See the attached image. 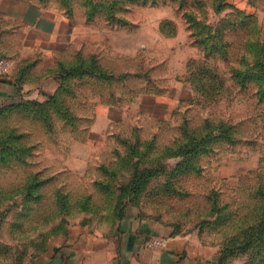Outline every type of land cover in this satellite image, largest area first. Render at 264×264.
I'll return each mask as SVG.
<instances>
[{
    "label": "rangeland",
    "instance_id": "obj_1",
    "mask_svg": "<svg viewBox=\"0 0 264 264\" xmlns=\"http://www.w3.org/2000/svg\"><path fill=\"white\" fill-rule=\"evenodd\" d=\"M219 1L223 7L220 12L208 5L213 30L226 18H235L236 9L254 13L264 24V0ZM41 8L60 13V51L48 59L50 66L58 61L76 66L83 58L84 64H93L95 70L102 69L108 75L67 81L73 91L67 95L68 102L78 115L76 127L60 120L48 133L20 110L0 119L1 131H26L25 142L34 144V150L26 155L29 146L16 138L11 150L17 153V160L0 170V264H29L55 249L74 222L84 224L90 213L79 212L78 200L94 191L90 184L99 176V166L114 157L113 150L123 146L122 137L131 135L134 127H139L142 138L156 136L163 146L180 136L184 120L198 127L207 117L215 123L225 120L233 124L240 141L220 145L202 157L203 173L184 183L189 194H163L158 197L163 198L161 203L145 202L143 210L171 232L198 235L216 250L218 264L226 243L224 233L234 230L237 218L216 226L213 222L207 225L206 219L226 213L225 204H229L228 209H237L249 188L264 180V102L255 99L253 87L243 89L231 80L229 93L219 100L195 93L187 79L188 62L203 57L197 40L208 35L194 34L196 25L187 22L170 0L132 4L122 14L128 23L121 24L110 22L100 12H86L80 2L70 15L58 0H0V57H4L0 59L15 64L14 68L13 57L26 50L24 38L45 39L48 31L55 29L50 14V19L40 18ZM24 18L35 20V25L27 27ZM167 20L175 26H165ZM262 33L264 36V28ZM228 37L233 40V53L239 52L244 33H229ZM218 62L226 68L222 60ZM106 112L121 122L112 125L111 134L91 133L96 116ZM216 188L219 203L224 205L214 214L207 193ZM61 194L73 206L70 213L60 210ZM64 216L66 229H60ZM228 264H264V260L247 254L231 258Z\"/></svg>",
    "mask_w": 264,
    "mask_h": 264
},
{
    "label": "trees",
    "instance_id": "obj_2",
    "mask_svg": "<svg viewBox=\"0 0 264 264\" xmlns=\"http://www.w3.org/2000/svg\"><path fill=\"white\" fill-rule=\"evenodd\" d=\"M47 1V0H44ZM70 15L74 12L76 3H82L86 12L102 13L112 23H128L122 14L129 6L138 2H153L159 0H58ZM168 1V0H166ZM175 2L178 12L187 22L194 23L196 35H208L199 38L203 57L191 58L187 67V79L196 94L202 95L212 101L225 97L233 83L243 89L253 87L256 100L264 102V24L260 23L254 13H243L236 9L235 18H226L213 30L208 17V5L218 12L222 11L219 0H170ZM211 3V4H210ZM102 7L103 10H100ZM99 9V10H98ZM165 26H175L172 20L164 21ZM163 24V25H164ZM241 34V47L239 52L233 53V40L228 34ZM220 37V38H219ZM237 58L233 60L231 56ZM4 58V57H0ZM216 60L214 62L213 60ZM218 60L226 64L222 69ZM86 60L80 58L76 64L58 61L50 69L55 73L60 86L57 92L48 99H16L0 107V119L13 110H20L44 127L46 132H53L60 120L65 124L76 127L77 114L68 102V94L73 92L67 81L81 78L85 75L107 77V72L96 69L93 64H84ZM36 65L35 60H23L13 69L16 83L32 80L31 71ZM231 80V82H230ZM262 135L264 139V114L261 119ZM180 136L171 143L159 145L156 136L142 138L139 127H134L129 136L122 137V147L113 150V158L99 166V176L93 179L94 191L81 196L78 202L82 209L90 213L84 224L93 222L94 215L100 216L99 221L106 225H113L122 219L130 205L139 204L142 199L147 203H161L163 194L187 195L190 189L185 182L189 177L203 173L202 157L207 156L224 144H237L240 138L236 137L235 126L225 120L207 117L198 127H192L187 120L180 125ZM25 132H17L15 128L7 131L0 130V170L11 165L17 160V153L11 148L16 138L25 142ZM13 141V142H12ZM28 145V143H27ZM25 154L34 150L30 141ZM23 154V153H21ZM262 173H258L260 176ZM154 182L156 185L152 188ZM31 185V184H30ZM214 214L220 213L224 204H220L218 188L207 193ZM63 201V202H62ZM60 210L68 211L73 206L69 205L66 195L60 196ZM225 204L226 213L215 219H206V224L233 223L231 219L237 218L232 224L234 230L226 234V243L221 250L218 264H228L231 258L252 254L264 260V180L261 179L254 188H249L248 193L238 202L237 209L231 210ZM77 208H75L76 210ZM74 212V211H73ZM68 213H70L68 211ZM66 213V214H68ZM73 214V213H72ZM212 214V213H211ZM69 215V214H68ZM93 215V216H92ZM66 216L60 219V229H66ZM65 232V231H64ZM234 235L229 236L230 233ZM173 233H179L174 231Z\"/></svg>",
    "mask_w": 264,
    "mask_h": 264
},
{
    "label": "crops",
    "instance_id": "obj_3",
    "mask_svg": "<svg viewBox=\"0 0 264 264\" xmlns=\"http://www.w3.org/2000/svg\"><path fill=\"white\" fill-rule=\"evenodd\" d=\"M40 18H49L55 29L48 31V38H24L26 50L13 57L16 64L35 60L32 80L16 83L12 66L9 75H0V107L16 99L44 101L59 89L60 83L51 71L48 59L60 51V13L39 9ZM24 18L27 27L33 21ZM35 22V20H34ZM33 22V23H34ZM111 108L115 105L111 104ZM122 120V119H121ZM120 119L105 113L96 116L90 132L111 134L109 129ZM100 123V124H99ZM104 123V127H102ZM144 200L130 205L122 219L113 225L94 220L88 224L74 222L67 237H62L55 249L43 254L29 264H215L216 250L206 245L193 233H173L158 219L150 218L144 209ZM156 238H166L163 248L151 245Z\"/></svg>",
    "mask_w": 264,
    "mask_h": 264
},
{
    "label": "built area",
    "instance_id": "obj_4",
    "mask_svg": "<svg viewBox=\"0 0 264 264\" xmlns=\"http://www.w3.org/2000/svg\"><path fill=\"white\" fill-rule=\"evenodd\" d=\"M12 69L11 62L6 59H0V75L9 74ZM151 245L158 248H163L167 245L166 238H156L152 240Z\"/></svg>",
    "mask_w": 264,
    "mask_h": 264
}]
</instances>
